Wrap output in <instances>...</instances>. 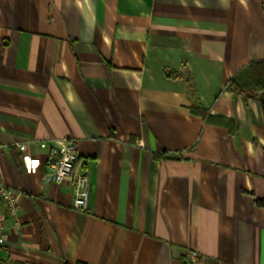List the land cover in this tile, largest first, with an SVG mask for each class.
Listing matches in <instances>:
<instances>
[{
	"label": "crops",
	"instance_id": "obj_1",
	"mask_svg": "<svg viewBox=\"0 0 264 264\" xmlns=\"http://www.w3.org/2000/svg\"><path fill=\"white\" fill-rule=\"evenodd\" d=\"M263 58L264 0H0L1 262L264 264V113L227 88ZM67 140L88 211L47 179Z\"/></svg>",
	"mask_w": 264,
	"mask_h": 264
},
{
	"label": "built area",
	"instance_id": "obj_2",
	"mask_svg": "<svg viewBox=\"0 0 264 264\" xmlns=\"http://www.w3.org/2000/svg\"><path fill=\"white\" fill-rule=\"evenodd\" d=\"M47 147L46 142L40 144ZM24 151L26 144H19ZM79 160L78 145L74 140L62 141L47 161V179L57 184L70 180L73 185V207L79 211L89 210L90 177L87 171H77ZM28 165V158L24 157ZM19 212L18 191L8 186L0 178V250L6 244V238L11 229L17 226ZM0 264L1 256H0ZM185 264H202L201 253L194 248L186 250Z\"/></svg>",
	"mask_w": 264,
	"mask_h": 264
},
{
	"label": "trees",
	"instance_id": "obj_3",
	"mask_svg": "<svg viewBox=\"0 0 264 264\" xmlns=\"http://www.w3.org/2000/svg\"><path fill=\"white\" fill-rule=\"evenodd\" d=\"M227 88L235 94L258 99L264 113V58L239 70L228 81ZM202 114L208 122L211 121L212 117L208 111L203 110ZM227 123L231 125V122ZM230 127L232 129V126ZM255 203L264 207V198H256Z\"/></svg>",
	"mask_w": 264,
	"mask_h": 264
}]
</instances>
